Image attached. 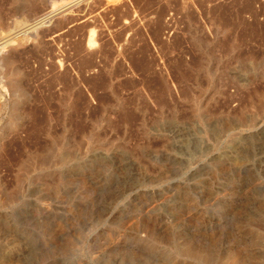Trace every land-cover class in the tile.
Returning <instances> with one entry per match:
<instances>
[{
	"label": "rangeland",
	"instance_id": "374dc122",
	"mask_svg": "<svg viewBox=\"0 0 264 264\" xmlns=\"http://www.w3.org/2000/svg\"><path fill=\"white\" fill-rule=\"evenodd\" d=\"M15 35L0 264H264V0H0Z\"/></svg>",
	"mask_w": 264,
	"mask_h": 264
},
{
	"label": "bare ground",
	"instance_id": "6f19581e",
	"mask_svg": "<svg viewBox=\"0 0 264 264\" xmlns=\"http://www.w3.org/2000/svg\"><path fill=\"white\" fill-rule=\"evenodd\" d=\"M70 5V4H69ZM55 7V6H54ZM56 12V11H55ZM53 14H54V11H53ZM34 26V25H33ZM37 29V28H36ZM15 38H16V35L15 36H13V37H9V38H7V39H5L4 41H0V62H1V60L3 59V55H4V53H5V49L8 47V46H10V45H12L13 43H14V40H15ZM93 42V41H92ZM9 49V48H8ZM11 49V48H10ZM264 119V118H263ZM259 120V119H258ZM254 122H256V121H254ZM253 122V123H254ZM251 125H252V123H251ZM12 127V126H11ZM252 131L253 132H256V133H258V132H260V131H262V129H263V125H262V123H256V124H254V125H252ZM235 133H237V132H235ZM251 134V133H250ZM255 134V133H254ZM239 136V135H238ZM241 136V135H240ZM259 136H260V134H259ZM254 137H256V136H254ZM258 138V137H257ZM249 139V138H248Z\"/></svg>",
	"mask_w": 264,
	"mask_h": 264
}]
</instances>
